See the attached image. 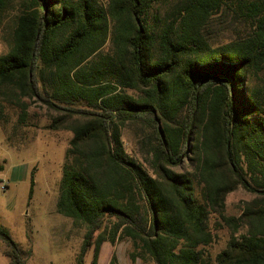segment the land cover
<instances>
[{
	"label": "trees",
	"instance_id": "obj_1",
	"mask_svg": "<svg viewBox=\"0 0 264 264\" xmlns=\"http://www.w3.org/2000/svg\"><path fill=\"white\" fill-rule=\"evenodd\" d=\"M222 11L248 25L214 44L205 30ZM8 19L0 119L2 103L22 120L34 99L55 112L52 129L73 132L57 207L87 228L76 264L91 249L98 264L103 243L123 239L133 261L264 264V0H0V32ZM130 125L152 132L153 171L126 150ZM239 188L255 196L228 214ZM0 240L11 264L28 263L33 244L4 226Z\"/></svg>",
	"mask_w": 264,
	"mask_h": 264
},
{
	"label": "rangeland",
	"instance_id": "obj_2",
	"mask_svg": "<svg viewBox=\"0 0 264 264\" xmlns=\"http://www.w3.org/2000/svg\"><path fill=\"white\" fill-rule=\"evenodd\" d=\"M16 7L9 12H15ZM171 7V4L160 6V16L166 15ZM6 24L0 32V55L10 49L13 23L8 19ZM247 25L232 13L222 11L213 18L205 33L214 44H222L244 32ZM254 78L255 84L264 87V68ZM26 100V114L22 120L20 107L7 102L1 106L0 161L5 164V169L0 173V226L8 228L21 246L29 249L33 244V254L27 264H76V255L87 228L61 214L57 207L63 166L73 132L66 128L52 129L51 115L55 112L41 101ZM142 130L146 131L140 125L126 127L124 144L131 155L153 171L149 163L151 145L143 143L142 138L147 133L151 142L155 139L150 137L153 136L151 131L142 133ZM32 177L34 187L30 196ZM254 196L243 188L230 193L227 213L239 215L245 202ZM214 222L215 216L212 224ZM215 232V240L208 248L214 256L226 247L230 238L227 228ZM111 246L120 249L123 259L130 257L133 251L130 239L120 240ZM4 249L5 244L0 240V264H11ZM92 256L93 249L86 264H91ZM133 262L155 264L141 258Z\"/></svg>",
	"mask_w": 264,
	"mask_h": 264
},
{
	"label": "crops",
	"instance_id": "obj_3",
	"mask_svg": "<svg viewBox=\"0 0 264 264\" xmlns=\"http://www.w3.org/2000/svg\"><path fill=\"white\" fill-rule=\"evenodd\" d=\"M114 250H116L115 252L117 253L119 264H134L131 257L123 259L122 256H120V249L116 247L112 248L111 243L107 241L102 245L98 264H110ZM135 263L137 264L138 262Z\"/></svg>",
	"mask_w": 264,
	"mask_h": 264
}]
</instances>
